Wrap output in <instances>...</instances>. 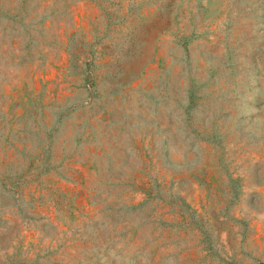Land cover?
<instances>
[{
	"label": "rangeland",
	"instance_id": "rangeland-1",
	"mask_svg": "<svg viewBox=\"0 0 264 264\" xmlns=\"http://www.w3.org/2000/svg\"><path fill=\"white\" fill-rule=\"evenodd\" d=\"M0 264H264V0H0Z\"/></svg>",
	"mask_w": 264,
	"mask_h": 264
},
{
	"label": "trees",
	"instance_id": "trees-1",
	"mask_svg": "<svg viewBox=\"0 0 264 264\" xmlns=\"http://www.w3.org/2000/svg\"><path fill=\"white\" fill-rule=\"evenodd\" d=\"M186 41H187V40H184L183 45H186Z\"/></svg>",
	"mask_w": 264,
	"mask_h": 264
}]
</instances>
